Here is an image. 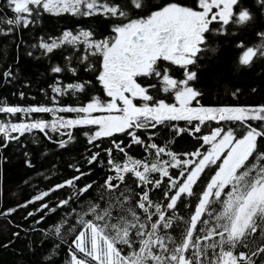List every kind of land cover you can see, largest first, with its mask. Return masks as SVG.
Masks as SVG:
<instances>
[{"label":"snow or ice","instance_id":"obj_1","mask_svg":"<svg viewBox=\"0 0 264 264\" xmlns=\"http://www.w3.org/2000/svg\"><path fill=\"white\" fill-rule=\"evenodd\" d=\"M7 3L14 15L0 17V25H7L0 27V35H9L16 27L27 28L41 12L100 15L118 21L107 38L97 40L91 30L64 31L59 37L41 38L38 45L44 55L68 45L77 50L82 46L78 63L84 65L85 72L95 74L103 96L92 95L87 102L75 105L61 104L60 97L84 93L92 81H57L51 87L55 95L50 105L0 103V114L24 116L0 120V139L4 141L0 148L34 130L49 140L50 132L59 133L66 138L55 143L66 148L74 140L71 130L80 127L89 129L85 136L94 147H100L97 141H110L103 153L112 174L106 175L96 195L85 200L79 211L70 208L53 226L57 236H62V230L75 234L67 264H257V259L264 264V243L251 252L238 251L248 249V241L258 231L264 237V105L205 106L200 103L203 92L193 86L198 75L192 70L203 53L215 51L209 46L210 35L223 36L233 25H247L255 18L253 11L242 6L241 0H159L144 15L138 12L149 7L147 0ZM255 3L264 13V0ZM256 37L258 43L253 45L237 44L241 66L264 59V31H257ZM92 57L98 58L99 67ZM173 66L183 70L182 78H177ZM65 70L77 74L70 63L66 69L59 65L51 68L53 73ZM3 77L11 78V70ZM161 92L172 96L174 102H167V96L160 98ZM33 114H50L51 118H32ZM180 121L188 126L174 123ZM253 121L258 123L254 126ZM210 122L220 126L201 134ZM164 127L177 136L187 132L199 147L177 153L171 149L174 141L157 143ZM120 135L128 142L118 139ZM133 146L141 147L144 156L131 155ZM114 153L122 154L123 159ZM100 157V151L92 153L87 164L103 165ZM25 163L32 167L31 160ZM69 167L78 175L19 207L43 201L51 192L66 187L72 194L55 208L42 203L28 216L79 204L96 182L78 186L77 182L91 173L76 165ZM156 191L162 198L153 197ZM180 207L188 209L187 218L178 214ZM15 211L10 208L0 215ZM70 217L75 223L69 224ZM44 219L42 215L36 223ZM58 247L55 245L53 251Z\"/></svg>","mask_w":264,"mask_h":264},{"label":"trees","instance_id":"obj_2","mask_svg":"<svg viewBox=\"0 0 264 264\" xmlns=\"http://www.w3.org/2000/svg\"><path fill=\"white\" fill-rule=\"evenodd\" d=\"M125 3L126 0H120ZM149 7L138 12L144 15L152 4L147 1ZM241 5L250 8L254 13V20L247 25H233L228 33L223 36L210 35L209 46L214 52H206L201 55L198 65L192 70L197 71L198 80L193 86L203 92L200 103L205 106H257L264 105V59H256L250 66H241L238 57L241 49L237 44L241 41L245 46L258 43L256 32L264 31V13L258 10L255 0H241ZM137 14V13H134ZM14 14L8 6L7 0H0V17L9 18ZM115 19L104 16L84 17L72 14L53 15L41 12L35 23L27 28L16 27L9 35H0V103L18 106L50 105L51 97L55 95L51 87L60 81L62 84L75 83L78 81L91 80L84 93L76 96L68 95L60 97L61 104H80L87 102L92 95L103 96V89L95 80L93 72H85L84 65L78 63V57L83 52L71 45L54 50L48 55L43 54L39 48L41 38L47 40L50 37H59L64 31L78 32L80 30H91L94 38L99 40L112 35L111 28ZM6 28L7 25H0ZM218 27V25H215ZM35 46V47H34ZM31 52L32 55H28ZM68 57H71L69 61ZM99 67V60L91 58ZM71 64L77 69L76 76L70 71L53 73L51 68L59 65L67 68ZM11 70L12 77L5 79L3 73ZM177 78H182L183 70L173 66ZM238 90V91H237ZM23 93V96H21ZM235 93V95H233ZM160 98L167 96V102H173L172 96L161 92ZM75 115V114H66ZM23 114L9 117L0 114V120H20ZM32 118L50 119V114H33ZM179 127H187L183 122H174ZM255 126L258 122L253 121ZM216 122H210L202 128V133L218 127ZM233 125H225L229 127ZM239 131V125H235ZM74 140L66 148L58 147L55 141L65 139L59 133H49L51 140L47 139L39 130L26 133L20 140L9 143L7 148H0V213L7 212L10 208L16 211L10 215H0V264H67L68 249L74 233L68 234L62 230V236H57L53 226L61 218L65 217L70 208L75 207L77 211L84 201L96 195L98 186L103 184L106 175H111L107 167V157L103 149L110 146V141L104 139L97 141L99 148L89 144L86 132L87 127L71 130ZM118 139L128 142V138L120 135ZM174 141L171 149L177 153L191 152L199 143L196 138L187 132L177 136L169 127L159 130L157 143ZM0 139V144H3ZM100 151V163L87 164V159L92 153ZM25 153H28L27 157ZM131 155L141 158L144 150L139 146H133ZM114 155L123 159L122 154ZM26 160H31L32 167L27 166ZM69 165H76L90 175L78 181V186L95 181L93 190L82 198L79 204L70 203L68 206L57 208L53 212H36L35 216H28L29 212H35L42 203H47L50 208H55L60 200L68 198L72 194L71 188H63L51 192L43 201L29 204L27 207H19L31 200L34 196L47 191L54 185L78 175ZM139 191V190H137ZM154 198H162L159 191L153 193ZM178 214L188 216V209L178 208ZM45 219L37 224L41 216ZM75 223V218H69V224ZM19 233V235H14ZM174 232L173 235H177ZM249 248H239L238 251H253L257 246L264 243L261 231L250 238ZM55 245L58 248L53 251ZM51 257V259H47ZM257 264L260 260L257 259Z\"/></svg>","mask_w":264,"mask_h":264},{"label":"flooded vegetation","instance_id":"obj_3","mask_svg":"<svg viewBox=\"0 0 264 264\" xmlns=\"http://www.w3.org/2000/svg\"><path fill=\"white\" fill-rule=\"evenodd\" d=\"M148 1V0H147ZM153 3H158L159 2V0H151ZM147 11H149V9L147 10Z\"/></svg>","mask_w":264,"mask_h":264},{"label":"rangeland","instance_id":"obj_4","mask_svg":"<svg viewBox=\"0 0 264 264\" xmlns=\"http://www.w3.org/2000/svg\"><path fill=\"white\" fill-rule=\"evenodd\" d=\"M174 102V101H173ZM170 103H172V102H170Z\"/></svg>","mask_w":264,"mask_h":264}]
</instances>
